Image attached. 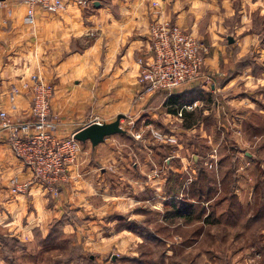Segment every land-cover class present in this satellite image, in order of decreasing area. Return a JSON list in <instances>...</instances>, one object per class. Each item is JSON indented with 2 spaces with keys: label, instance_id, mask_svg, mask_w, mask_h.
<instances>
[{
  "label": "crops",
  "instance_id": "obj_1",
  "mask_svg": "<svg viewBox=\"0 0 264 264\" xmlns=\"http://www.w3.org/2000/svg\"><path fill=\"white\" fill-rule=\"evenodd\" d=\"M80 1L72 0L67 9L58 14L37 8L34 25L27 23L28 7L21 0L3 1L0 8V107L15 122L31 120L32 97L25 85L30 86L33 77L54 86L51 119L57 124L55 136L59 139L71 137L97 118L107 124L120 115L139 120L142 125L159 123L171 134L176 132V136L190 134L199 129V124L182 127L177 114L183 106L179 108L173 98L189 93L186 98L197 99L194 102L199 103L205 98L202 95L207 94L218 102L219 93L226 100L224 107H217V112L226 117L230 126L226 131L231 136L234 130L240 135L241 149H254L248 136L255 133L258 142L259 133L264 134V73H258L263 66L264 46L259 42L260 34L255 25L257 19L264 21V0H87L88 5ZM159 18L192 32L208 44L206 72L210 82L201 78L176 92L171 101L166 94L138 101L143 91L139 84L143 66L139 61L151 56L150 27ZM233 47L242 55L240 58L252 59L256 52V59L251 62L247 58L242 72L217 88V81H211L210 76H216L221 69H232L229 62L221 65L220 56L228 54L227 48ZM240 87L242 96L238 97L236 90ZM14 88L19 90L18 96L13 95ZM228 105H241L249 110L232 117L236 113ZM211 113L217 117L216 112ZM175 122L176 129L172 126ZM124 123L126 121L122 120V127ZM123 137L128 135L112 136L96 148L90 142L81 143L82 150L76 161L78 169L88 167L91 151L102 169L103 176H97L102 184L107 175L104 168L111 162L104 156L115 142L122 143ZM245 154L244 167L251 173L243 178L242 186H249L250 191L242 189L237 199L241 202V218L246 216L248 224H258L264 221V161L256 163L254 155ZM252 167H256V173ZM96 170L91 169V173L97 175ZM73 171L69 168L71 178L60 199L39 184H34L29 193L17 194L12 183L31 180L32 172L14 154L9 134H0V234H9L25 245H33L35 232L45 230L52 219H60L67 213V206H71L69 197H74L77 191ZM86 190H80L84 192V199L88 198V188ZM101 191L105 194L107 188L102 186ZM262 198L256 207L252 200ZM262 234L255 246L257 254L262 256L257 264L264 262V231ZM247 256L242 257V263H248ZM4 258L0 245V264H7Z\"/></svg>",
  "mask_w": 264,
  "mask_h": 264
},
{
  "label": "rangeland",
  "instance_id": "obj_2",
  "mask_svg": "<svg viewBox=\"0 0 264 264\" xmlns=\"http://www.w3.org/2000/svg\"><path fill=\"white\" fill-rule=\"evenodd\" d=\"M255 25L256 32L260 34L259 42L264 46V21L257 19ZM237 51L234 47L227 48L228 54L220 56L221 65L229 62L233 67L221 69L215 78L210 76L211 81H217V88L222 87L234 74L242 72L243 63L248 57L240 58L242 55ZM255 56L256 52L248 60L252 62ZM259 69L258 73H264V61ZM203 74V79L207 78V83L210 82L206 64ZM236 91V96H242L241 87ZM218 94V102L205 94L202 95L205 98L199 100L203 101L201 104L194 102L197 99L188 100L192 104L185 103L184 106L188 107L197 104L193 109L183 111L184 114L196 108L199 129L190 134L176 136V132L171 134L159 123L152 127L130 117L124 119L126 123L123 127L128 137H123L122 143L115 142L112 150L106 152L104 158L111 162L104 168L107 175L104 174L102 184L97 177L100 174L103 176L102 169L96 164V156L90 150L88 167L78 169L76 161L82 150L80 143V151L74 161L67 165L65 180L54 187L55 192L43 187L60 199L62 190L71 178L68 170L74 169L72 176H76L77 191L74 197H69L68 202L72 203L67 206V213L60 219L50 220L45 230L35 232L33 245L10 247V260H5L6 263L257 264L262 256L257 254L255 246L263 236L264 221L248 224L246 216L233 220L238 216L231 214L230 221L225 215L232 208L241 209L237 197L240 198L242 189L250 191L249 186H242L243 178L246 179L251 173L250 169L244 167L247 162L245 152L254 155L256 163L264 161V134L259 133L258 142L255 133L250 134L249 143H254V146L251 144L254 149H241L240 135L235 130L232 136L228 134L226 130H230V126L226 117L217 112V107H224L226 102L223 94ZM228 106L236 113L232 117L249 110L241 105ZM211 112H216L217 117ZM177 118L186 128L183 116L177 114ZM176 122L172 125L174 129ZM231 126H234V122ZM139 163L142 166L135 165ZM199 167L205 176H199ZM255 168L252 167L254 173ZM91 169H97V175H93ZM194 184L205 192L211 188V191L214 190L212 196L207 200L190 197ZM102 186L107 188L105 194L101 191ZM87 188L86 200L82 197L84 192L80 190ZM185 195L196 206L195 218L171 216L176 207L167 205V202L171 199L178 202ZM262 200L252 201L258 207ZM232 202H236V206ZM201 210L202 214L199 213ZM1 235L10 238L9 234ZM245 254H248V263H242Z\"/></svg>",
  "mask_w": 264,
  "mask_h": 264
},
{
  "label": "built area",
  "instance_id": "obj_3",
  "mask_svg": "<svg viewBox=\"0 0 264 264\" xmlns=\"http://www.w3.org/2000/svg\"><path fill=\"white\" fill-rule=\"evenodd\" d=\"M0 0V8L3 6ZM72 0H21L28 7L27 23L34 25L36 10L58 14L67 9ZM88 5L87 0L80 1ZM150 57L140 60L143 71L139 77L142 93L138 101L166 94L173 96L176 92L195 84L203 78L206 57L209 54L208 45L192 33H188L178 25L156 19L150 27ZM29 88L32 97L31 120L15 122L13 118L0 107V134H9L10 146L16 157L32 172V179L19 183L14 181L13 188L17 194H26L34 185L45 186L50 192L65 180L67 165L72 163L80 151V142L74 135L58 139L55 136L56 122L51 119V101L54 86L33 77ZM18 89H13V95H19ZM183 106L178 115L183 116L184 110L196 107ZM93 123L102 124L97 118ZM132 126L135 124L130 123Z\"/></svg>",
  "mask_w": 264,
  "mask_h": 264
},
{
  "label": "trees",
  "instance_id": "obj_4",
  "mask_svg": "<svg viewBox=\"0 0 264 264\" xmlns=\"http://www.w3.org/2000/svg\"><path fill=\"white\" fill-rule=\"evenodd\" d=\"M188 94L189 93H184L183 95H181L182 97L177 96V98L179 100L181 98L182 99L184 98L182 101H179L177 98H173L174 104H176L180 108V107L186 105L185 103H187V104L191 103V102H188V98H186V97L190 96ZM171 99L172 98H170V101H171ZM176 111L177 110H172L173 113H177ZM196 116L197 115H196L195 110L190 111V112L189 111L184 112L183 118H184V122L186 123V125H185L186 128H190L197 123L198 120L196 119ZM198 171H199V176H201V177L205 176L204 171L200 167H199ZM212 192H214V190L211 191V188H209L208 191L205 192L202 188H197L196 185L194 184L192 189L190 190L189 196L190 197H197L200 200H204V199L207 200L212 196L211 195ZM186 195L184 196V199H182L178 202H175L172 199L167 202V205H170L171 207H176V210H174V212L171 216H179L180 218H184V217L192 218L195 216V211L197 210L196 206L193 202L190 201V197L186 196ZM232 204L234 206H236L237 203L232 202ZM232 209L234 211L232 210L225 215L227 219H229L231 221V218H230L231 214H234L233 216H238V217L234 218L233 220H235L237 218L239 219L242 217L241 209H239V210H236L235 208H232ZM202 212H203V210H201V212H199V213L202 214ZM212 217H213V215L210 216L209 218H212ZM207 222H209V221H207ZM215 222H217V221H215ZM0 245L3 248V253H4V256H5L7 261L10 260L8 258L10 255V250H9L10 247H17V246L18 247H24V246H26L24 243L20 242L19 240L15 239V238H11V237L9 238L7 236L5 237L4 235H1V234H0Z\"/></svg>",
  "mask_w": 264,
  "mask_h": 264
},
{
  "label": "water",
  "instance_id": "obj_5",
  "mask_svg": "<svg viewBox=\"0 0 264 264\" xmlns=\"http://www.w3.org/2000/svg\"><path fill=\"white\" fill-rule=\"evenodd\" d=\"M232 43V38L229 39ZM125 116L120 115L117 117L116 121L112 123H93L85 126L81 130L75 133L74 138L80 143L90 142L94 148L103 144L108 138L116 135H125L126 130L122 127V120Z\"/></svg>",
  "mask_w": 264,
  "mask_h": 264
}]
</instances>
